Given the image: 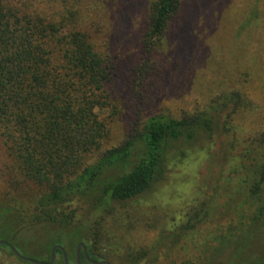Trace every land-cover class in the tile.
I'll return each mask as SVG.
<instances>
[{
	"label": "trees",
	"instance_id": "1",
	"mask_svg": "<svg viewBox=\"0 0 264 264\" xmlns=\"http://www.w3.org/2000/svg\"><path fill=\"white\" fill-rule=\"evenodd\" d=\"M181 7L182 0L149 5L140 37L148 59L128 65L121 81L138 108L166 76L154 55ZM91 12L85 0H0V238L46 262L55 244L68 250L82 241L91 259L109 261L116 236L108 229L123 225L116 204L148 192L187 158L182 144L202 134L214 140L233 133L235 114L248 106L246 96L233 91L180 117L154 114L138 121L136 112L132 129L111 142L104 113L117 111L112 85L118 61L85 27ZM232 148L223 163L227 172L217 174L222 188L233 186L225 210L198 198L181 213L180 236L207 224L212 228L205 239L184 254L177 240L163 253L159 246L153 252L129 247L131 258L121 264L146 256L152 264H264V129L247 136L242 152ZM83 207L99 213L87 234L77 225ZM0 248L10 264L25 262L8 246ZM56 254V263L64 264L61 250ZM72 260L76 264V249ZM80 260L92 264L82 249ZM0 264L8 259L0 256Z\"/></svg>",
	"mask_w": 264,
	"mask_h": 264
},
{
	"label": "rangeland",
	"instance_id": "2",
	"mask_svg": "<svg viewBox=\"0 0 264 264\" xmlns=\"http://www.w3.org/2000/svg\"><path fill=\"white\" fill-rule=\"evenodd\" d=\"M152 1L85 0L92 8L85 27L94 35L98 48L109 49L118 61V75L112 85L117 111L104 113L109 114L110 141L128 133L138 117V121L154 114L180 117L185 112L205 108L221 94L239 91L246 96L248 106L235 114L234 134H221L214 140L202 134L194 142L182 144L187 158L172 164L165 177L148 192L116 204L123 225L109 227L113 220L108 221V231L116 236L111 245L113 254L109 256L111 264L130 259L125 253L129 247L153 252L152 248L159 246V253H163L164 248L177 240L183 254L191 252L212 227L203 224L184 238V234L180 236L184 220L181 213L198 198L209 199V206L215 204L219 211L225 210L233 186L222 188L217 174L227 172L223 163L228 150L235 147L242 152L247 136L264 129V0H182L164 48L154 55V61L162 64L166 76L156 81L142 103L139 100L141 108H138L121 81L126 78L128 65L148 59L140 37ZM82 212L77 225L85 228L87 234V226L99 213L88 207H83ZM26 236L23 234L22 238ZM55 237L56 234L52 235ZM73 238L71 235L68 238L71 243ZM67 248L68 257L74 258L76 245ZM121 255L126 256L119 259ZM0 256L11 263L4 248H0ZM151 259L146 256L137 264H152ZM70 264L75 263L72 260Z\"/></svg>",
	"mask_w": 264,
	"mask_h": 264
},
{
	"label": "water",
	"instance_id": "3",
	"mask_svg": "<svg viewBox=\"0 0 264 264\" xmlns=\"http://www.w3.org/2000/svg\"><path fill=\"white\" fill-rule=\"evenodd\" d=\"M0 245L8 246L17 257L21 258L24 261L31 262L33 264H54V262H55V260L57 258L56 251H57V249H59L62 252V256H63V259H64V264H70L68 253H67L65 247L62 244H60V243L55 244L52 247V249L50 251V259L47 262L39 260V259H36V258H33L31 256L23 255L10 241H8L6 239L0 238ZM81 246L83 247V253H84L85 257L87 258V260L90 263H92V264H111L109 261H106V260L95 261V260L91 259L88 256L87 247H86V244L84 242H80L77 245L76 264H81V260H80V247Z\"/></svg>",
	"mask_w": 264,
	"mask_h": 264
},
{
	"label": "flooded vegetation",
	"instance_id": "4",
	"mask_svg": "<svg viewBox=\"0 0 264 264\" xmlns=\"http://www.w3.org/2000/svg\"><path fill=\"white\" fill-rule=\"evenodd\" d=\"M79 243H80V242H79ZM79 243H78V244H79ZM57 244H58V243H57ZM60 244H61V243H60ZM78 244H77V245H78ZM81 249L83 250V247H82V246L80 247V252H81ZM76 252H77V246H76ZM25 256H26V255H25ZM20 259H21V258H20Z\"/></svg>",
	"mask_w": 264,
	"mask_h": 264
}]
</instances>
